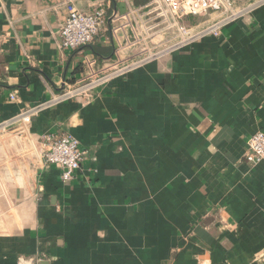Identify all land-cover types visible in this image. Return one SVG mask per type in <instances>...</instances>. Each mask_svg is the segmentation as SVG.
I'll use <instances>...</instances> for the list:
<instances>
[{"label":"crops","instance_id":"1","mask_svg":"<svg viewBox=\"0 0 264 264\" xmlns=\"http://www.w3.org/2000/svg\"><path fill=\"white\" fill-rule=\"evenodd\" d=\"M70 3L108 18L77 51L60 41ZM149 3L0 0V264H264V163L246 159L264 131V5L88 104L41 111L25 134L2 128L78 79L85 58L132 60ZM48 133L88 151L73 182L44 167Z\"/></svg>","mask_w":264,"mask_h":264},{"label":"built area","instance_id":"2","mask_svg":"<svg viewBox=\"0 0 264 264\" xmlns=\"http://www.w3.org/2000/svg\"><path fill=\"white\" fill-rule=\"evenodd\" d=\"M264 5V0H255L252 4L240 5L237 0H150L146 7V23L141 24L143 34L135 38L138 52L130 61L116 59L98 63L85 58L83 72L73 82H64L59 92L34 107L26 108L11 122L2 126H17L25 134L33 119L43 110L57 107L68 101L90 103L97 90L153 61L189 47L205 38H219L223 29L251 14ZM68 16L61 29L60 41L63 48L77 51L93 44L106 30L108 18L103 7L86 13L73 3L67 7ZM124 16H113V35L121 29L119 21ZM11 99L16 100L15 93ZM37 153L44 167L61 171L64 182H73L85 161L88 151L82 142L72 134L57 135L48 133L36 141ZM246 159L257 164L264 163V131L256 132L248 140ZM39 257L21 258L18 264H38Z\"/></svg>","mask_w":264,"mask_h":264},{"label":"rangeland","instance_id":"3","mask_svg":"<svg viewBox=\"0 0 264 264\" xmlns=\"http://www.w3.org/2000/svg\"><path fill=\"white\" fill-rule=\"evenodd\" d=\"M253 1L255 0H237V3L240 5H248V4H252Z\"/></svg>","mask_w":264,"mask_h":264},{"label":"water","instance_id":"4","mask_svg":"<svg viewBox=\"0 0 264 264\" xmlns=\"http://www.w3.org/2000/svg\"><path fill=\"white\" fill-rule=\"evenodd\" d=\"M48 262L45 260L40 261L38 264H47Z\"/></svg>","mask_w":264,"mask_h":264}]
</instances>
